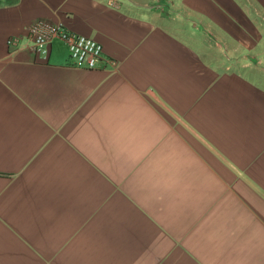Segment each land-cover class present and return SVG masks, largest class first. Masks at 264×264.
<instances>
[{
  "label": "crops",
  "instance_id": "obj_1",
  "mask_svg": "<svg viewBox=\"0 0 264 264\" xmlns=\"http://www.w3.org/2000/svg\"><path fill=\"white\" fill-rule=\"evenodd\" d=\"M0 264H264V0H0Z\"/></svg>",
  "mask_w": 264,
  "mask_h": 264
},
{
  "label": "built area",
  "instance_id": "obj_2",
  "mask_svg": "<svg viewBox=\"0 0 264 264\" xmlns=\"http://www.w3.org/2000/svg\"><path fill=\"white\" fill-rule=\"evenodd\" d=\"M55 42H61L68 50L71 66L92 71H106L115 62L107 57L102 44L96 40L68 30L61 24L37 21L28 29V43L18 38H10L8 47L17 51L27 45L37 56L48 60Z\"/></svg>",
  "mask_w": 264,
  "mask_h": 264
},
{
  "label": "rangeland",
  "instance_id": "obj_3",
  "mask_svg": "<svg viewBox=\"0 0 264 264\" xmlns=\"http://www.w3.org/2000/svg\"><path fill=\"white\" fill-rule=\"evenodd\" d=\"M128 5L129 6H139L137 3H133V2H129ZM146 8L150 11L156 12L161 17V20L164 21V23L166 22L170 26H173L174 24H176L179 21L178 12L180 10L175 9V6L173 7L170 4H162V3L151 4V3H149L146 5ZM181 21H183V19H181ZM200 37H202V36H200ZM202 38H204V37H202ZM209 39L214 44L213 46L215 48H217L218 47L217 43H219V40H218L219 38L217 36L211 35V36H209ZM216 53H218V52H216ZM219 55H221L222 58L234 59V58H230V56H229L230 54H229V51L227 50L226 46H223L222 50L220 49ZM227 69H231V68H227Z\"/></svg>",
  "mask_w": 264,
  "mask_h": 264
}]
</instances>
